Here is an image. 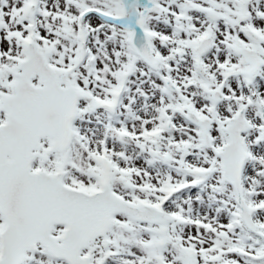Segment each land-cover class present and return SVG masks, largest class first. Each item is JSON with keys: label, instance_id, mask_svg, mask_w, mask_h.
Instances as JSON below:
<instances>
[{"label": "snow or ice", "instance_id": "6c2138e0", "mask_svg": "<svg viewBox=\"0 0 264 264\" xmlns=\"http://www.w3.org/2000/svg\"><path fill=\"white\" fill-rule=\"evenodd\" d=\"M0 264H264V0H0Z\"/></svg>", "mask_w": 264, "mask_h": 264}]
</instances>
